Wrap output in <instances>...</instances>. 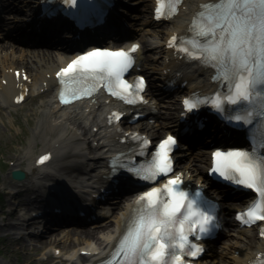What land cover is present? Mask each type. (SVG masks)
I'll return each instance as SVG.
<instances>
[{
    "label": "snow or ice",
    "instance_id": "1",
    "mask_svg": "<svg viewBox=\"0 0 264 264\" xmlns=\"http://www.w3.org/2000/svg\"><path fill=\"white\" fill-rule=\"evenodd\" d=\"M76 2L62 0L64 5ZM178 2L172 0L168 5L171 11H165V0H156L155 15L171 16ZM71 14H76L74 9ZM188 28L190 36L173 33L168 43L187 57L212 66V79L222 86L203 97L182 98L183 107L195 108L199 100L210 104L225 120L245 127L250 148H215L211 171L256 193L248 206L236 213L242 222L264 220V0H204ZM138 48V44L129 49L93 48L76 56L56 73L63 85L61 101L70 104L92 95L100 86L129 103L136 102L134 96L143 101L140 92L147 86L145 78L139 77L138 84L124 78L135 63ZM224 102L235 106L227 114ZM122 115L116 112L113 119L119 120ZM135 138L140 139L138 134ZM150 143L144 138L145 146ZM176 145L177 138L169 135L150 161L130 171L149 182L172 173L171 152ZM50 155H42L40 162ZM116 163L114 158L113 171ZM182 177V173L169 176L162 186L151 187L136 198L113 253L118 264H191L186 257L201 255L203 245L194 244L191 237L193 233H211L217 226L216 205L204 197L202 190L190 191ZM260 235L264 236V230Z\"/></svg>",
    "mask_w": 264,
    "mask_h": 264
},
{
    "label": "bare ground",
    "instance_id": "2",
    "mask_svg": "<svg viewBox=\"0 0 264 264\" xmlns=\"http://www.w3.org/2000/svg\"><path fill=\"white\" fill-rule=\"evenodd\" d=\"M197 1L199 0H187L184 2V5L190 11L191 9L196 7ZM24 4L26 5L28 10H31L32 7L30 4L27 3V0H24ZM136 4H138L137 7L140 6V3ZM143 5H145V3ZM11 9L19 10V6H17L15 3H10L7 0L5 10ZM184 12L185 10L180 8V12L177 16L180 17L184 14ZM24 16H26V14H24ZM143 16H145V14H143ZM9 17L10 18L4 20L3 23L7 22V20L14 21L16 18V16ZM176 19L179 18L176 17ZM176 19H173L170 23H168V28L163 31V34H167L172 28H182L181 23ZM144 23L145 27L141 35L142 37L144 36L146 38L147 35H150L155 38L160 37V31H155L151 29L150 20L145 19ZM41 30L43 34L49 32L47 28H42ZM15 43L16 41L12 39L0 42V49L1 51H3L0 55L4 54L5 56L3 58L0 56V101L5 102L8 106L14 105L12 101L13 94L20 90L18 82L12 77V74L8 71L9 67H13V64H15L17 60H20L23 64L21 67L25 66L26 68H28L29 74L32 77V82L29 83L30 92H34L35 87L39 89L41 86V81L44 79L47 80L48 89L56 90L57 87L52 83V77L47 78L46 73L52 74L55 68L62 65L66 61V59L69 57L68 52L71 51L65 42L57 44L58 47L55 49L42 47L36 50L32 49L31 47L20 48V46ZM112 47H114V45H112ZM204 75V70L195 69V71L192 72L191 76H188L186 73H183V78L187 79L188 82L192 84V89H203L207 85L206 76ZM2 78L6 79L5 83L1 82ZM150 93L156 97V99L158 100V105H160L161 107L165 106V102H163L162 95L157 94L156 91L153 89L150 90ZM104 100L105 99L97 96L95 102H93L91 105H81V108H79V105H74L73 107L67 108L59 107V105L56 103L55 96H52L48 100L41 102V105L44 107L42 111L44 112V121L46 123V128L48 129L49 135L40 142L43 144L42 149L53 148L55 150L56 158L53 162L52 170L57 169L55 172L62 173V171H60L58 167L62 163L61 161L68 160L69 162H71L72 160L77 163L78 160H81V163H83L85 160L89 159L86 156L88 153V148H100H96V146H89L88 141L86 140V136L82 137L80 133L77 132V128L83 129L84 126L88 125L91 130L85 131V133L93 136L91 140L92 142L96 141L97 143H103L104 145H101V147L105 145H114L113 136L109 135V133L106 132L103 126H100V119L95 116L97 110L104 105ZM170 102L172 103L173 99L170 100ZM87 108H90V110L87 111ZM155 108L158 107L156 106ZM160 117H165V115L161 113ZM175 126V123L168 124L167 122L163 121H159L155 126H146L143 123L135 125V127L145 132L147 130L151 132V136H156L159 132H162L166 129H169V131L175 130ZM95 127H99V129L94 132L93 128ZM58 128H60V131L58 132V134L54 135ZM193 138V140H197L199 137L195 135ZM56 142H58L57 146H55ZM36 144L37 138L36 136H33L25 151V156H27L28 159L34 156V147ZM202 148L194 151L182 150L179 154L180 156L188 154V161L190 160V162H187L183 166V168H181V170H187V172L185 173L186 175H188L189 173V179H203L202 166L203 162L204 164L206 163L204 154L207 155L208 150ZM96 162L99 163L100 160ZM100 166L102 168L101 164L97 167L100 168ZM13 168L25 169L26 171H28V176H32V174L40 175L41 173L40 171L35 170L29 171L25 166H22L21 162H18V159L13 165ZM73 168L75 169L74 166ZM83 172L86 173L85 171ZM96 173L97 175H102V169H98L96 172L94 171L92 175ZM54 192L55 193H53L52 195L53 198H55L56 202H60V194H64V191L58 187L54 189ZM219 194L225 196L222 191ZM121 200L123 201L118 204V211H120V213L114 214L113 219L106 220L100 225V229L102 230V232H104L99 237L96 236V244L102 252H105L109 249L113 237L118 231L121 230L124 218L128 216L127 211H131L132 202L130 200V197L122 196ZM230 204H232L233 206L238 205L237 202H231ZM7 225H10L12 228L15 229L14 233L17 234L18 238L24 241L27 240V238H25L26 234H22V227L19 226V224L7 223ZM231 229L232 231L229 234L233 237V239L231 241H224V245H222V247L220 246V248L215 252V256L213 257V259H204L203 261H199V263L244 264L249 258L253 257L255 253L262 248L261 239L259 238V236H255V233H253L250 228L239 229L237 227H232ZM56 231L61 232L62 229H56L54 233ZM68 232L69 234L67 237H69V240L75 237L78 240H80V238H84V244H88L90 241H94V239L92 238H94L96 234V229H90L85 227H73ZM54 233L45 232L44 236H46L49 240L51 239L52 241L60 242V237H57ZM231 246L237 248L238 254H229L228 256H226V254H224L226 253L224 250L229 249ZM38 247H41V245H38ZM80 248L81 247H79L78 249L76 248L70 254H65V260L71 264H77L75 263L77 259H79L78 264H96L98 255L89 254L87 256H82L79 258L77 254L79 253L78 250ZM74 258L75 260H73Z\"/></svg>",
    "mask_w": 264,
    "mask_h": 264
},
{
    "label": "rangeland",
    "instance_id": "3",
    "mask_svg": "<svg viewBox=\"0 0 264 264\" xmlns=\"http://www.w3.org/2000/svg\"><path fill=\"white\" fill-rule=\"evenodd\" d=\"M125 1L135 7V14H129V17H135L138 23L144 22V19L148 18L147 5L149 0ZM22 3V0H18L16 4L22 5ZM136 3H140V6L137 7L138 4ZM144 3L145 5H143ZM131 25H133L132 22ZM157 27L159 26L152 25L153 30H157ZM16 65L19 66L20 64L17 63ZM47 98H49L48 95L41 98H29L19 106L0 107V191L5 186L12 185L8 174V170L12 167L10 163H15L18 158L25 165V150L33 136H36L39 144L35 151H39L42 147L40 140L48 136V129L43 120V112H41L42 107L39 106V101ZM169 119L172 120L171 117ZM58 129L56 132H58ZM36 131L38 134H35ZM204 155L206 157V154ZM19 198L22 199V197ZM13 202L14 199L10 198L9 195L4 196V208L2 209L4 215L0 214V264H69L64 260V254L74 251V249L84 244V238L78 240L75 237L69 240V237H67L69 232L65 230L53 232L57 237H60V242L49 240L46 236H27L25 241L18 238L17 234L14 233L15 229L7 225V223L12 224L16 219L13 221L12 218L10 219L9 214L5 212V210H11V207L14 206ZM232 239L233 237L229 236L225 241H231ZM38 245H41V247H38ZM220 245L222 247L224 242ZM53 247L62 249L63 252L60 257H55L52 254ZM236 250L234 246H231L229 249L224 250L226 252L224 254L228 256ZM215 252H209L205 258L213 259L215 255L212 254Z\"/></svg>",
    "mask_w": 264,
    "mask_h": 264
},
{
    "label": "water",
    "instance_id": "4",
    "mask_svg": "<svg viewBox=\"0 0 264 264\" xmlns=\"http://www.w3.org/2000/svg\"><path fill=\"white\" fill-rule=\"evenodd\" d=\"M13 176L16 177V178H21L22 174H21V172L13 171Z\"/></svg>",
    "mask_w": 264,
    "mask_h": 264
}]
</instances>
